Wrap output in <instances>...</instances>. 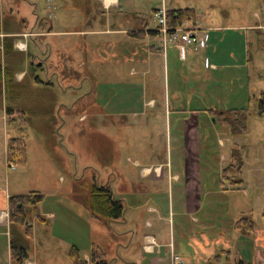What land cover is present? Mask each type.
I'll use <instances>...</instances> for the list:
<instances>
[{
	"label": "rangeland",
	"instance_id": "1",
	"mask_svg": "<svg viewBox=\"0 0 264 264\" xmlns=\"http://www.w3.org/2000/svg\"><path fill=\"white\" fill-rule=\"evenodd\" d=\"M119 1V9L103 10L99 0H0L4 20L51 33L23 40L28 51L16 56L0 41L3 68L20 69V58L30 70L19 94L0 84V193L44 197L27 214L30 264L33 248L37 264H72V247L88 262L93 246L110 264H195L193 256L205 252L193 237L226 225L225 200L208 191L225 182L232 156L241 159V179L253 175L264 186V0ZM187 8L195 23L182 24L206 36L205 49H188L180 59L169 45L165 68L161 38L148 36L137 42L139 51L157 50L148 74L142 75L146 66L123 62L131 58L128 37L112 31H128L137 17L156 31L153 9ZM20 137L29 163L9 169L6 145ZM188 160L197 163L201 188V208L192 216L179 199ZM95 185L122 203L121 219L92 217L86 202ZM261 195L255 209L264 213V187ZM4 217L9 224L8 212ZM8 250V231L0 228V264Z\"/></svg>",
	"mask_w": 264,
	"mask_h": 264
},
{
	"label": "crops",
	"instance_id": "2",
	"mask_svg": "<svg viewBox=\"0 0 264 264\" xmlns=\"http://www.w3.org/2000/svg\"><path fill=\"white\" fill-rule=\"evenodd\" d=\"M101 3V8L103 10H109L110 8L119 9L121 7L119 0H99ZM160 11L159 9H153L154 15ZM130 27L128 31H112V35L121 34L123 36L128 37V42L126 41L125 47L131 50V58L124 60L123 62L133 63L140 65L141 67L146 66V71L142 73V75H147L148 68L150 67L152 62V55L157 52L155 48H149V45H146L142 48V51L138 50V41H143L148 36H155L160 38V36L155 34L156 31H152L149 28L147 22L142 18H131L130 19ZM20 23V24H19ZM27 25L26 20H20L16 22L15 19H7L1 15V33H0V41H4L7 38H13L15 41H19L17 45H13L8 54L11 56H16L18 54H25L28 51L27 45L23 40L26 39H39L46 38L50 36V31H45L42 27H34L32 31L25 32L22 28ZM129 27V28H130ZM14 28H19L21 33L16 31ZM25 35H31L25 37ZM210 32L208 31V38L210 42ZM162 42V40H161ZM208 42V44H209ZM19 44H24L25 48H18ZM47 46V45H46ZM149 48V50L146 49ZM208 48V47H207ZM112 49H115L114 44H112ZM167 49V48H166ZM164 48L161 53L163 56V62L165 68L168 67L167 60V51ZM174 49L179 50V48L174 46ZM181 54V51H180ZM47 54H44L45 57ZM18 58V57H17ZM3 59V54H2ZM180 59H182L180 57ZM184 59V58H183ZM20 63L16 67L20 68L16 71H12L13 73V95L19 94L24 91L25 87H23L25 83H27L30 76L29 66L27 68L24 67V63L19 58ZM129 61V62H128ZM44 63V62H42ZM4 60L0 64L2 77L3 71L8 68L4 65ZM37 65V62H36ZM41 66V64L39 65ZM34 67V65H33ZM214 68V67H213ZM143 71V69L141 68ZM2 88H4V81H1ZM35 83L43 84L44 82L40 80H36ZM46 83V82H45ZM47 84V83H46ZM37 85V84H36ZM2 90V89H1ZM12 91V90H11ZM8 92V91H7ZM6 93V91H5ZM175 97V96H173ZM148 105L154 107V100H151ZM239 159V158H237ZM5 160H6V151H5ZM241 160V159H240ZM233 159L231 158L230 164H232ZM28 157H27V165H28ZM26 165V166H27ZM197 163L193 160H188L183 169V177H184V186L181 189V194L179 195L181 200L185 203V210L188 212V215L192 216L198 213L200 210V183H199V174ZM25 166V167H26ZM165 166V164H163ZM242 166L240 169V173L237 175L238 180L242 181V184H238V182H230L225 180V182L221 183L220 189L217 191H208V194L211 196L221 195L223 200H225L226 208L223 210L226 213L227 221L226 225L216 233H202L198 238L193 237V245L198 250H203L205 254L202 256L194 255L193 263L195 264H264V213L262 211H256L255 207L258 205L263 198L261 195L262 184L258 183V180L253 175H250L249 178H242ZM10 169V168H9ZM15 170V169H14ZM158 170V168H156ZM145 172L149 173L150 169H146ZM252 174V173H251ZM169 179L175 183H179L181 178L180 175L175 173L174 175L168 174ZM161 180L164 181V172L161 171L160 175ZM11 195H4L0 193V228H5L9 234V224L4 214L8 212V199ZM48 216V215H47ZM38 217H42V215H38ZM47 218V217H46ZM260 219V221H258ZM241 220H247L248 224L245 225V229L240 225ZM45 221V220H44ZM39 223H43L42 221H38ZM250 223V224H249ZM249 226H252V230L248 231ZM33 229V228H32ZM10 241V240H9ZM149 242L154 241V239L148 238ZM33 257L34 262L32 264H37L41 262L38 258L37 249L33 248ZM29 254L25 261V264H30ZM151 264H160L161 260L153 259L150 261ZM163 262V261H162ZM215 262V263H214ZM4 263L10 264V252L7 251L6 256L4 257ZM165 264H168L166 262Z\"/></svg>",
	"mask_w": 264,
	"mask_h": 264
},
{
	"label": "trees",
	"instance_id": "3",
	"mask_svg": "<svg viewBox=\"0 0 264 264\" xmlns=\"http://www.w3.org/2000/svg\"><path fill=\"white\" fill-rule=\"evenodd\" d=\"M167 24L169 28H176L182 25L183 22L195 23L196 13L193 9H179L165 11ZM0 33H1V10H0ZM157 35V32H155ZM13 38L4 40L5 50L9 51L12 47ZM4 81V89L6 93L9 90L13 93V73L9 69L2 71L0 67V84ZM12 90V91H11ZM1 94V89H0ZM13 109H7V114H13ZM232 164L224 170V180L230 182H238L237 175L240 173L242 162L236 156H232ZM6 164L11 167H25L27 165V145L23 137L12 139L6 145ZM44 201V197L37 193L31 192L27 195L11 196L8 199V219H9V252L10 264H24L30 247L33 236V229L27 222V214L29 209H34ZM87 207L91 210L94 219H103L107 221L119 220L123 216L124 208L120 201L116 200L107 186H93L90 191ZM39 221L44 222V219L38 217ZM240 225L245 229L248 224L247 220H241ZM250 224V223H249ZM21 229V230H19ZM246 230V229H245ZM252 230L249 226L248 231ZM68 258L72 264H110L106 258V254L94 247L91 249L90 259L88 262L82 260L77 248L72 247L69 250Z\"/></svg>",
	"mask_w": 264,
	"mask_h": 264
},
{
	"label": "built area",
	"instance_id": "4",
	"mask_svg": "<svg viewBox=\"0 0 264 264\" xmlns=\"http://www.w3.org/2000/svg\"><path fill=\"white\" fill-rule=\"evenodd\" d=\"M155 20L158 22L157 33L160 36L163 44L164 50L169 46H175L179 48L181 51V58H184L185 51L190 49L194 51L203 50L206 47V36H201L195 30L186 29V27L182 24V26H178L176 28H169L167 24L166 12L164 10L158 11L154 15ZM31 35H25L28 37ZM20 49L25 48L24 44L18 45ZM15 169V167H11ZM154 244V241L151 242ZM174 261L178 260V258H173Z\"/></svg>",
	"mask_w": 264,
	"mask_h": 264
}]
</instances>
